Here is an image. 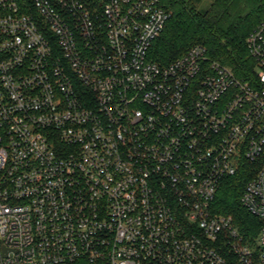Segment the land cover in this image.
<instances>
[{"label":"built area","instance_id":"2783aa9c","mask_svg":"<svg viewBox=\"0 0 264 264\" xmlns=\"http://www.w3.org/2000/svg\"><path fill=\"white\" fill-rule=\"evenodd\" d=\"M159 2L0 0V264H264V18L246 82L150 61ZM243 162L253 247L211 212Z\"/></svg>","mask_w":264,"mask_h":264},{"label":"trees","instance_id":"16d2710c","mask_svg":"<svg viewBox=\"0 0 264 264\" xmlns=\"http://www.w3.org/2000/svg\"><path fill=\"white\" fill-rule=\"evenodd\" d=\"M200 0H160L159 7L170 14L164 30L149 49L150 61L167 66L192 47L206 49L210 61L228 68L246 82L255 79V63L246 39L264 18V0H212L205 10ZM260 165L243 162L235 176L219 185L211 205L213 215L231 217L234 227L250 247L255 246L261 222L250 215L240 199L247 182ZM227 264H237L226 245L218 248Z\"/></svg>","mask_w":264,"mask_h":264},{"label":"rangeland","instance_id":"374dc122","mask_svg":"<svg viewBox=\"0 0 264 264\" xmlns=\"http://www.w3.org/2000/svg\"><path fill=\"white\" fill-rule=\"evenodd\" d=\"M211 1H212V0H200L198 6H199L200 9L205 10V9H207V8L209 7ZM256 242H257V241H256ZM256 242H255V243H256ZM243 243H244V241H243ZM244 244H245V243H244ZM224 245H226L227 248L230 250V246H229V244L226 243V242H222V241H221V242H219V243L217 244V246H222V247H223ZM228 264H229V263H228ZM235 264H236V262H235Z\"/></svg>","mask_w":264,"mask_h":264}]
</instances>
